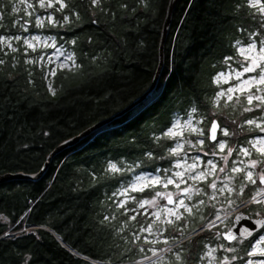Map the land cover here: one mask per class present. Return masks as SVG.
<instances>
[{"label": "trees", "instance_id": "1", "mask_svg": "<svg viewBox=\"0 0 264 264\" xmlns=\"http://www.w3.org/2000/svg\"><path fill=\"white\" fill-rule=\"evenodd\" d=\"M170 1L64 0L63 11L53 7L61 23L42 31L68 42L75 61L54 75L29 61L22 44L16 51L0 47V174L40 172L62 143L147 94L124 116L57 152L40 178L0 184V264H132L179 238L165 227L154 243L136 239L146 221L113 193L132 172L169 166L163 156L173 142L163 133L176 113L194 108L209 123L213 111L226 112L229 127L246 124L242 103L215 105L214 76L237 57V40L264 34V19L250 0H178L150 92ZM14 22L10 0H0V34L16 32ZM111 163L121 169L110 171ZM196 242L158 264H196Z\"/></svg>", "mask_w": 264, "mask_h": 264}, {"label": "snow or ice", "instance_id": "2", "mask_svg": "<svg viewBox=\"0 0 264 264\" xmlns=\"http://www.w3.org/2000/svg\"><path fill=\"white\" fill-rule=\"evenodd\" d=\"M141 2H145V0H141ZM40 7H53V3L51 0H49V3L45 5L44 0H39ZM55 3L59 4V8H57V11H63V9L67 8L68 5L64 2V0H55ZM99 3V0H92V4L96 5ZM31 7V5H29ZM261 14H264V7H261L259 9ZM72 15H75L78 18V13L72 12ZM48 22L51 24H57L61 23L60 21H56L53 19V17L49 16L47 17ZM69 16L65 15L63 16V23H69ZM36 24L37 26L42 27L44 25V19L37 16L36 17ZM260 28L264 29V22L260 24ZM27 31V28L24 29ZM252 36H257V33H251ZM17 40H20V37H15ZM0 40H3V37L0 36ZM32 40H39V37H32ZM237 44H242L243 42L240 40L236 41ZM259 51H257L258 44L256 41L248 42L247 47H241L240 53L244 56V61L240 62V71L234 72L235 78L237 80H240V83L237 84L234 87H229L227 89V100H232V95L234 91L243 89L245 92V99L247 101L248 107L244 108L245 112H258L259 115L255 116L254 118H248L246 119L245 123L251 126H254L255 130H258L259 133L264 134V39H259ZM24 44H26L29 48H33V44L28 40H24ZM9 47L11 48V45L9 44ZM15 51L16 49H12ZM66 60H73L71 56L65 57ZM229 60L232 59V57L228 58ZM0 63H3L2 60H0ZM73 64H75V61L73 60ZM253 73L254 75L249 76L247 79L241 80L242 77L245 76V74ZM53 75L55 73H52ZM224 78V74L221 73L217 77V81ZM252 87H255V92L252 91ZM55 94V93H53ZM218 96H225L226 94L221 91L217 94ZM237 102H239V96L236 98ZM256 101L255 105L253 102ZM233 123H235L233 121ZM181 127L179 123H177L175 126L170 125L168 129H166L163 133V135L168 136L170 138L175 139L177 136L176 128ZM184 128H187L192 133L197 134L198 136H204L205 133L203 129L195 128L191 126V122H187L183 125ZM219 130L220 134L223 137H228L230 135L228 128L226 126L221 127V125L216 122H211V127L209 129L211 135L208 137L213 142L212 147H210L209 151H204L203 156L207 157L209 155V152L211 155L215 156L217 155V152L214 150L215 148L219 149V152L223 153L225 149L227 148V154L225 156H222L221 158L225 161V166L223 167H217V163H214L212 160H206L204 162V170L196 171L200 167V156H193L189 157L186 152L183 153V156L181 157L183 159V164L177 161L174 165L170 167H166L162 169V175H154L151 177H142L140 178V184L142 187L138 186L137 184H132L130 188H125L123 192L113 193L114 196L118 195H127L129 191H144L145 188H151L156 186H162L164 189H167L169 185H173L177 190H179L176 195L178 199L176 201L173 200V193L171 192H155V195L152 199H144L142 201H139V207L144 208L145 205L151 208H157L158 211L156 213H153V215L157 216V219L159 218L160 213H167L168 215L175 218L176 221H180L184 219V214L180 212V209L182 208L184 210V213H187L189 216L194 215V212H199L201 206L205 205V201L203 199L198 200L195 203H191L193 201V195L201 196V195H208L209 199L215 200L216 199V193L223 194L225 191H227L229 194L236 192L238 195H243L244 189L248 187L249 184L251 185H257V180H259V185L264 186V167L260 168L259 172H254L253 169H256L258 166L264 164V159H250L249 163L245 165L244 167H238L234 166L230 169L231 173H243V175L240 177L239 180V188H234L230 186L229 184H224L223 181H221V186L218 187L216 179L211 180L210 183H208V178L215 175L217 171L219 172H225L227 169V160L229 156H232L233 152L235 151L237 155L242 154L245 157L251 158L253 155V150L259 154V157L264 158V135H260L257 138L248 141V143L251 145V149L248 147H243L240 149H234L231 147H228V143L226 140L219 139L217 136V131ZM46 134V133H45ZM182 134V133H181ZM203 139H198L195 144L192 143V141L186 140L185 143L190 144L192 147L197 146H203L204 145ZM183 150V144L177 143L176 146L169 148V153L172 156H181V152ZM191 159L192 162L188 163V159ZM233 165L236 164V161L234 160ZM241 164H243V161H240ZM186 166V167H185ZM184 168V171H172V168ZM110 171L112 172H118L119 169L115 164L110 165ZM187 173V176H186ZM192 173H195L194 175ZM229 180H234L236 177L229 175ZM196 181V182H204L206 183V186L208 188H211L213 190V193L209 194L205 191L204 188L200 187H194L193 185H188L187 187H184L181 189V184H188V181ZM147 181V183H145ZM257 186L255 188L254 194L250 198V203L255 204H261L264 205V187ZM156 197H159L161 199L167 200V205H172V207H168L167 205L160 206L158 204V201ZM132 199H135V197H132ZM185 199H187L190 203H185ZM229 205L234 203V201L229 200ZM124 202H121V206ZM214 207V205H213ZM259 215V213H257ZM136 217L133 216L131 219H135ZM203 214L201 215V219H203ZM107 219V218H105ZM216 219H220L219 216L216 217ZM239 219V217H237ZM168 224H172L173 220L169 219L167 221ZM257 225H259L261 228H264V221L258 220L255 221ZM210 224L212 226H215V221H211ZM146 231L151 232V225L148 229H145ZM237 233H234L231 228L228 229L226 233H217L218 237H222L224 240L228 241V245L225 244H219L216 248H210L208 249L206 256L211 257L213 261H216L218 258L214 255L218 249L223 250L224 252H230L235 253L239 251H243L244 256H232L231 258L227 256H223L222 258H219L218 264H232V261L240 259L243 264H264V259L259 260H252L247 259L245 260L244 257H264V233H261L257 238L254 240H249V237H253L254 233L253 231H250L246 228L244 229H238ZM7 235V233H5ZM245 241H248L246 244ZM167 243V241H165ZM232 242H236L237 245L241 246L239 249L237 247L229 246L232 244ZM141 251H144L141 249ZM168 251H172L171 248L168 249ZM153 256H156L157 253L153 251ZM177 260L181 259V255L179 252L175 253ZM150 259V258H149Z\"/></svg>", "mask_w": 264, "mask_h": 264}, {"label": "rangeland", "instance_id": "3", "mask_svg": "<svg viewBox=\"0 0 264 264\" xmlns=\"http://www.w3.org/2000/svg\"><path fill=\"white\" fill-rule=\"evenodd\" d=\"M14 1H16L15 2V5H16L15 9L17 11L19 10V11L23 12L25 14V17H24V19L18 20V27H19L18 33H15V34L8 33V34H2L1 35L3 37V40H0V47H2L4 49H8L9 51H13L12 49L18 50V44H22L24 47H26L27 55L29 54L27 59L29 61H31L32 63L37 62L39 64V68L45 67L48 75H51L52 72L57 70V69L70 68L73 65L74 57H73L72 52L68 48V45H67L68 42L59 40L55 35H53L51 33H47L45 31H42V29H48V27L45 28V26L48 24L49 25H55V24L49 23L47 17L51 16V17H53L54 20L57 21V18H56L55 14L52 10L53 7H56L58 5L57 3H55V0H51V2L54 5L53 7H43V8L40 7L39 0H14ZM250 1H251V4L253 6H255L257 11L260 13L259 9L261 7H264V2L262 0H250ZM44 2H45V5H47L49 3V0H44ZM91 2H92V0H91ZM29 5H31V7H29ZM37 16L44 19V25L42 27L37 26V24H36V17ZM261 16H262L261 19L263 20L264 14H261ZM27 21H32V24H28ZM16 24H17V22H16ZM25 27L27 28V31L24 30ZM258 33L260 34V32H258ZM17 36L20 37V40H17L15 38ZM32 37H39V40H32ZM25 39H28L33 44V48H29L26 44H24ZM259 39H264V34H262V35L260 34L259 37L251 35L248 38V40H244V41L241 40L243 42L242 44L236 43L237 57L232 58L233 60L232 59L228 60L226 62V66L224 68H221L220 70H218L214 76V83L219 86L217 91L215 92V94L213 96V100H214L215 105L216 106L223 105V108H224V107H227L228 103H232L233 106L239 107V105L242 103L243 113H249L248 116L246 117V119H248V117L254 118L255 116L259 115V113L258 112H245L244 111V108L248 107V105H247V101L245 99V92L243 89L237 90V91H234L233 93H231L230 95H232V97H233L231 101L227 100V95H229L227 93V89L229 87H234L240 83V80H237L235 78L234 72L232 71V70H235V71L241 70L240 62L244 61V56L241 55L240 48L241 47H247L248 42L256 41L258 44L257 51H259V43H258ZM9 44L11 45V48L9 47ZM68 56H71L73 58V60H66L65 57H68ZM221 73L224 74V78L217 81V77ZM251 75H254V74L253 73L245 74V76L242 77L241 80L247 79ZM221 91H223L226 95L225 96H218L217 94ZM252 91L255 92V87H252ZM237 96H239V102H237V100H236ZM256 103H258V102H256V101L253 102L254 105ZM226 114H227L226 112H224L223 114L221 113V114H219V117H218V116H216L215 111H213L211 113L212 119L209 123H207L205 118L202 117L201 115H199L197 110L194 108L193 109L190 108L184 115L181 113H176L175 116L173 117L171 125L175 126L177 123H179L181 125V127L176 128L177 136L175 137V139L170 138V137H169V139L173 142L171 147L174 148L176 146V144L179 143V144H183V150L181 152V156H172L169 153V149H167V152L164 154L163 158L164 159H170V164L168 167L174 165L177 161H179L180 163L183 164V159L181 157L183 156L184 152H186L189 157H193V156H200L201 157L200 167L196 171L204 170V162L206 160H212L214 163H217L218 168L225 166V161L221 157L225 156L227 154V148L225 149V151L223 153L219 152L218 148H215L214 150L217 152V155H215V156L211 155V153L209 152V155L207 157H204L203 152L209 151L210 147H212V145H213V142L209 141V139L205 138V136H208L209 127H210V124L214 118H218V119L223 118L224 119L223 121L222 120L220 121L221 127L226 126L228 128V131L230 133V135L228 137H231V132L233 130L242 129L244 126L248 125V124L244 125V123L240 122V124L237 125V127H229L228 126L229 123H226V120H225V119H227ZM189 121L191 122L192 127L203 129L205 135L204 136H198L197 134L189 131L187 128H184L183 125ZM248 126H251V125H248ZM251 127H254V126H251ZM228 137H223L220 134L219 139H223V140L227 141ZM198 139H203L205 141L203 146H197L194 148L190 144L185 143V141L188 140V141H192V143L195 144V142ZM245 158L246 157L243 156L242 154L237 155V153L234 151L232 156L228 157L226 171L225 172L217 171L214 176L208 178V183H210L211 180L216 179L218 187L221 186V181H223L224 184H229L230 186H232L234 188H237V187L239 188V180H240V177L243 175V173H239V174L238 173H231L230 169L234 166L244 167L245 165H247L249 163V160H245ZM234 160L236 161L235 165H233V163H232ZM240 161H243L244 163L241 164ZM191 162H192V160L189 158L188 163H191ZM111 164H114V163H111ZM115 165L117 166V168L119 170L121 169L119 164L116 163ZM261 167H264V164L258 166L256 169H253V171L259 172ZM163 168H165V167L157 169L156 171H142V172H137V173L132 172L130 179H128L126 182H124L121 185L118 192H123V190L125 188H130V186L132 184H137L138 186L142 187V185L140 184V178L151 177L154 175H162V169ZM134 169L135 168L133 166L131 168V170H134ZM172 171L173 172L184 171V168L173 167ZM192 174L194 175L195 173H192ZM229 175L236 177V179L229 180L228 179ZM186 176H187V173H186ZM145 183H147V181H145ZM202 183L203 182H196V181L189 180L187 185L181 184V189H183L184 187H187L188 185H193L194 187L204 188L205 191L209 194L213 193V190L211 188H208L207 186L203 185ZM156 187H159V186H156ZM156 187L145 188L144 191L150 190L152 192V194H150V196L146 195L145 197H142V198H138L137 196H134V194L138 191H129L127 193V195H118L117 196L118 197V203L120 205H121V202H124L123 205H128V204L132 203L135 206L134 214L136 216L140 215L141 218L146 221L145 224L142 225L143 229L134 233L136 239H139V237L143 236L144 238L150 240L153 243L156 240L162 239V237L164 235V229H165V227H167V224H168L167 221L169 219L175 220V218L168 215L167 213H160L159 218L157 219V216L153 215V213H156L158 211L157 208H151V207H148L147 205H145L144 208H140L138 202L142 201L144 199H152L153 196L155 195V192H157V191L172 192V190H173V191H175V195L179 191L173 185H169L167 189H164L162 186L157 188V189H156ZM234 196L235 197L238 196L236 194V192H233L231 194H229L227 191H225L223 194L218 193V192L216 193V199L213 200V204L216 205L218 207V209L220 210L219 212H216L217 216H219V217L225 216L226 213L228 212L227 210L230 211L233 209V208L227 209V207L229 206L228 201L230 199H232V197H234ZM132 197H135V199H132ZM156 199H157L158 204L160 206L167 205L166 199H161L159 197H156ZM200 199H203L202 195L196 196L194 194L193 195V201L191 203H195ZM185 203L187 204L190 202L187 199H185ZM167 206L172 207L171 205H167ZM201 207H205V205H203ZM221 209H223V210H221ZM180 212L185 215L184 210L182 208L180 209ZM222 221L227 222L228 218H224ZM150 225H151V232L146 231L145 229H148ZM221 226L224 227L223 225H221ZM178 240H179V238H177V240H175L173 244L168 245L165 250L155 251L157 253L156 256H153V254H151L150 256L141 257L138 260H136L135 262H133L132 264H158L159 262H161V260H163V258L164 259L166 258L168 252H172L176 247L180 246L181 243L178 242ZM216 247H214V248H216ZM169 248H171L172 251H168ZM219 251H221V252H219ZM220 253L222 254L221 257H220ZM214 255L218 259L216 261H213L211 257H208L209 259L207 261H205L206 262L205 264H218L219 258H222L223 256H227L229 258H231L232 256H237V254H235V253L224 252L223 250H220V249H218Z\"/></svg>", "mask_w": 264, "mask_h": 264}, {"label": "flooded vegetation", "instance_id": "4", "mask_svg": "<svg viewBox=\"0 0 264 264\" xmlns=\"http://www.w3.org/2000/svg\"><path fill=\"white\" fill-rule=\"evenodd\" d=\"M11 6L14 10L15 15V22L13 23V29L16 30V32L10 33L15 34L19 32L18 27V20L24 19L25 14L21 11H17L15 9V2L14 0H10ZM17 22V24H16ZM28 24H32V21H27ZM7 31V30H6ZM3 34H8L3 33ZM2 34H0L1 36ZM249 118V117H248ZM260 135H264L258 132V130H255L254 127L251 126H244L242 129L239 130H233L231 132V137L227 138L228 147L239 149L243 147H248L251 149V145L248 143V141L257 138ZM218 138H220V132L218 134ZM250 159H264L259 157V154L256 153L253 150V155L251 158L246 157L245 160ZM259 185V180H257V185H251L249 184L247 188L244 189L243 195H237L232 197L230 199L231 201H234L231 205H227V209L233 208L232 210H227L226 215L220 217V219H216L217 214L216 212H219L220 210L216 205L213 204V200L209 199L208 195H202L203 200L208 206H211L210 210H206V207H201L199 212H194V215L189 216L187 213L184 215V219L180 221L173 220L172 224H167V227H170L172 230L170 235H175V237H179L178 242L182 245L183 243L196 238V264H205L209 258L206 256V253L208 249L214 248L218 246L219 244H225L228 245V241L224 240L222 237H218L217 233H226L229 228H233L235 225V218L237 214L242 211L244 214L249 216L250 218H259L264 216V205L261 204H255L250 203V198L254 194L255 188ZM264 187V186H261ZM172 188V187H171ZM238 189V187H237ZM172 190V189H171ZM173 196L175 201L178 199V197L175 195V191L172 190ZM231 196V195H230ZM214 205V207H213ZM172 206V205H171ZM223 210V209H221ZM259 213V215H257ZM203 214V219H201V215ZM224 218H228L227 222H223L222 220ZM211 221H215V226H212L210 224ZM223 225L224 227H222ZM261 233H264V228H260L259 230L254 232L253 237H249V240H254L257 238ZM247 244L248 241H245ZM213 246V247H212ZM233 247H237L238 249L241 247L236 244V242H232L231 245ZM264 247V245H262ZM221 252V251H219ZM237 256H244L243 251L235 252ZM220 253V257H221ZM245 260L252 259V260H259L264 259V257L256 256V257H244ZM232 264H243V262L240 259L232 261Z\"/></svg>", "mask_w": 264, "mask_h": 264}, {"label": "water", "instance_id": "5", "mask_svg": "<svg viewBox=\"0 0 264 264\" xmlns=\"http://www.w3.org/2000/svg\"><path fill=\"white\" fill-rule=\"evenodd\" d=\"M177 1L178 0H171L170 4H169L168 14H167V18L165 20L164 31H163L162 41H161V48H160V50H161L160 51L161 52V61H160V66H159L158 73L156 75L155 81H154V83L152 85V88H151L150 92H152V90L155 88L156 83H157V81L159 79V76H160V72H161V70H162V68L164 66V44H165L166 35H167L169 27H170L172 13H173V10H174V7H175ZM146 96H147V94L144 95L141 99H139V100L135 101L134 103H132L130 106H128L126 109H124L120 113L114 115L113 117H111V118H109L107 120L101 121L100 123L92 126L91 128L87 129L86 131H84L80 135L74 137L73 139L62 143L50 155L45 167L40 172H38L36 174H26V173H5V174H0V184L4 183V182H8L10 180H14V179H32V180H35V179L40 178L44 174V172L47 170L48 165L50 164L52 158L55 156V154L57 152H59L60 150H63L64 148H67L69 146L75 145L76 143L80 142L82 139L88 137L93 132H95V131L99 130L100 128L106 126L107 124L111 123L114 119L119 118L121 116H124L131 109H133L139 103H141L143 100H145ZM213 121H216V122L219 123V121L217 119H214ZM218 133H219V130L217 131V136H218ZM209 134L211 135L210 131H209ZM173 200L175 201L174 196H173ZM166 202H167V200H166ZM237 217H239V219H237ZM258 220L264 221V217L250 218L249 216L244 214L242 211H240L237 214L236 218H235V225H234V227L231 230L234 233L238 234V232H237L238 229L246 228V229H248L250 231H253V233H254L255 231H257V230H259L261 228L259 225H257L255 223V221H258Z\"/></svg>", "mask_w": 264, "mask_h": 264}]
</instances>
